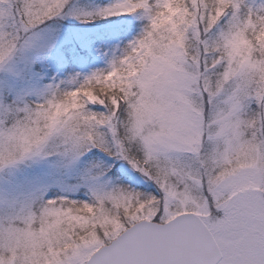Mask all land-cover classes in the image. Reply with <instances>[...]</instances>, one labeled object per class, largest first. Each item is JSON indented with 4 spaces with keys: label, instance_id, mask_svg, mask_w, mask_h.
Here are the masks:
<instances>
[{
    "label": "rangeland",
    "instance_id": "1",
    "mask_svg": "<svg viewBox=\"0 0 264 264\" xmlns=\"http://www.w3.org/2000/svg\"><path fill=\"white\" fill-rule=\"evenodd\" d=\"M99 10L97 0H0V264H85L125 229L92 231L86 219L108 220L103 203L124 201L114 192L117 175L148 184L140 167L164 192L165 216H173L172 206L175 214L198 213L222 238L226 260L231 254L240 258L231 264H249L251 246L238 238H264V61L253 58L261 51L252 41L256 30L228 18L204 26L207 37L195 29L202 45L192 33L179 38L185 48L155 57L138 79L142 93L129 119L103 124L74 114L56 92L49 99L53 83H44L66 45L83 58L85 49L95 60L107 54L92 37L122 26V18L99 25L125 13ZM227 13L236 12L221 7L217 19ZM84 192L96 197L97 213L87 200L58 203ZM123 204H114L115 213L127 226L141 219L131 217L128 204L127 216ZM151 207L138 211L152 218ZM75 208L88 210L81 224Z\"/></svg>",
    "mask_w": 264,
    "mask_h": 264
},
{
    "label": "trees",
    "instance_id": "2",
    "mask_svg": "<svg viewBox=\"0 0 264 264\" xmlns=\"http://www.w3.org/2000/svg\"><path fill=\"white\" fill-rule=\"evenodd\" d=\"M126 3L130 4L128 11L125 7ZM97 5L99 11L108 9L125 13L120 18L110 16L100 25L118 22L122 18L121 22L124 21L122 26L100 31L92 37L93 46L109 48L107 54L95 60L93 53L85 49L84 58H86L82 60L84 58L80 55V50H74L70 45H66L61 49L63 57L61 64L57 69H50V78H45L44 83L47 85L53 83L51 90L46 94L49 99L53 98V92H56L57 101L73 107L74 114L91 115L104 120L103 124H110L111 121L120 124L124 119H129L142 93L138 79L152 59L164 56L175 45H181L185 40L178 39H185L191 33L195 36L194 41L197 40L202 45L203 42L196 37L195 29L200 28L204 37H207L204 26L214 21L225 25L229 20V22H236L238 29L256 30L252 41L261 51H254L253 58L264 61V4L261 2L253 0H97ZM235 6L238 8L237 11ZM221 7L226 12L235 11L236 13L232 16L227 13L217 19L218 10ZM127 17L132 20L126 21ZM233 34L237 33H225L223 36L228 38ZM117 42H119L118 48H116ZM26 101L27 106L36 105L34 99ZM26 105L21 104L24 108ZM117 177H120L118 181L120 188L114 192H121L124 201L104 202L105 207L102 210L110 213V219H103L104 217H100V214L93 216V219H86L90 221L92 231L106 227L115 232L120 225L127 226L125 217L115 213L117 210L114 204H128L132 213L131 217L139 218H145L151 214L147 211L139 212V206L156 207L153 219L159 220L162 197L156 189L146 183H133L131 178L125 175H117ZM91 196L96 198L84 192V196H78V203L73 202L74 198L60 199L58 203L64 207L81 206L83 201L87 200L95 205V213H97L99 204ZM126 204H123L124 207L121 206L127 208L128 216L129 206ZM152 207L149 210H152ZM87 211L86 208L72 209L79 224L86 218L84 216L88 214Z\"/></svg>",
    "mask_w": 264,
    "mask_h": 264
},
{
    "label": "water",
    "instance_id": "3",
    "mask_svg": "<svg viewBox=\"0 0 264 264\" xmlns=\"http://www.w3.org/2000/svg\"><path fill=\"white\" fill-rule=\"evenodd\" d=\"M219 257L202 221L183 214L166 224L134 225L86 264H216Z\"/></svg>",
    "mask_w": 264,
    "mask_h": 264
},
{
    "label": "flooded vegetation",
    "instance_id": "4",
    "mask_svg": "<svg viewBox=\"0 0 264 264\" xmlns=\"http://www.w3.org/2000/svg\"><path fill=\"white\" fill-rule=\"evenodd\" d=\"M238 239H241L243 244L251 246L250 258L248 260L249 264H264V238H260L261 242H259L258 238H238ZM217 242L222 252V259L219 264H231L230 262H234L235 260L240 259L238 256L230 254L227 256V260H226L225 252L227 250L225 251L222 238H218ZM261 243H262V248L260 247ZM226 245L229 244L226 242Z\"/></svg>",
    "mask_w": 264,
    "mask_h": 264
}]
</instances>
